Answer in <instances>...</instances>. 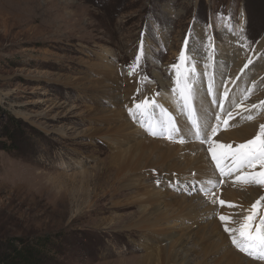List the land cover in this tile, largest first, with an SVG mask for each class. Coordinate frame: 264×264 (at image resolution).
Segmentation results:
<instances>
[{
    "label": "rangeland",
    "instance_id": "1",
    "mask_svg": "<svg viewBox=\"0 0 264 264\" xmlns=\"http://www.w3.org/2000/svg\"><path fill=\"white\" fill-rule=\"evenodd\" d=\"M262 42L264 0H0V253L8 243L51 237L60 254L56 264H150L144 258L156 247H148L143 232L123 225L137 208L112 196L110 168L144 138L175 153L184 147L175 155L181 166L194 159L186 155L188 147H208L194 134L179 98L177 70L195 69L189 73L193 88L207 104L205 119L198 116L202 127H216L229 110L241 115L229 119L231 127L220 124L216 134L264 125ZM227 87L235 100L217 115ZM176 100L180 113L172 108ZM145 101L153 108L151 121L145 108L136 109ZM158 102L167 104L168 114L157 109ZM118 114L136 124L139 134L123 132L112 118ZM169 116L180 128L172 139L147 130L151 125L159 131ZM12 121L18 127L13 139L3 133ZM183 125L189 135L182 136ZM14 142L18 149L8 150ZM161 168L148 170L153 181L146 177L147 190L202 203L193 223L170 221L177 235L184 234L178 229L182 220L199 233L198 240L186 241L189 264H264L236 248L225 231L238 228L249 210L240 202L232 209L220 204L237 180L226 186L228 178L216 167L222 179L211 185L192 170L176 178L175 172L157 174ZM168 176L176 181L168 183Z\"/></svg>",
    "mask_w": 264,
    "mask_h": 264
},
{
    "label": "bare ground",
    "instance_id": "2",
    "mask_svg": "<svg viewBox=\"0 0 264 264\" xmlns=\"http://www.w3.org/2000/svg\"><path fill=\"white\" fill-rule=\"evenodd\" d=\"M263 46H264V42L260 44V47H258V50H260ZM243 62L244 61H241L239 63L240 65L239 67L236 66L237 70L235 69V72L237 75L239 74V72H241V69L243 68V65H244ZM228 91H229V87H227L221 100L218 101V114L217 115H219L221 112L226 110L230 106V103H232V100H235L234 99L235 96L232 97V95H230ZM197 94L198 92L195 93V98L193 101V105L196 107L194 108L197 109L196 115L197 117L199 116L201 119H205V117L207 116L206 114L207 104L204 102V99H199L200 95H197ZM216 99L217 98L215 96V100ZM171 100L173 99L171 98L168 102H171ZM149 103L150 101L148 102L147 107H145L144 109L145 110L144 114L151 121L152 118L149 113L151 112L153 108ZM166 105L165 103L158 102V106L160 107V109L159 108L157 109L160 111L162 108L163 110L161 111L163 113L168 114V111L166 110L167 109ZM180 107L181 106L178 100H176L172 104V108L175 111L177 110V112L180 111V110L178 111ZM154 108H155V105H154ZM179 113L175 115V119H178L176 117L178 116ZM234 113L235 112L232 113L233 117H237L241 115L240 112H239L240 114L236 112V116L234 115ZM112 118L114 119V121L121 124L120 127H123V132L126 133V131H129L130 133H133V134H139L138 130L135 127L136 124L134 125L133 123L129 122L128 119L126 120L124 114H118L117 116H113ZM226 119L228 120L229 125L225 126L224 127L225 129L227 127H231V123L229 121H232V120H229L228 117ZM240 120L241 118H238L236 121L239 122ZM157 121L161 122V119L157 118ZM222 121H223L222 119L220 121L218 120V123L222 124ZM258 124L251 123L247 125H243V124L241 125L240 123L241 126L236 127L229 131L226 130L225 132L221 134H216L214 138L213 139L211 138V139L215 141L217 144L231 145L232 148L235 149L238 145L246 143L247 141L256 137V135L259 133L258 128H260L261 126ZM185 133L189 135L191 132L187 130L186 125L185 126L183 125L182 136L185 135ZM149 138H144L143 140L136 141V144L133 147H131L129 151H127L123 156L122 155L118 156V158L114 162V166L110 168V173L112 170L111 174H112L113 179L110 180L107 184L112 183L111 191L113 192L112 196L114 198L122 199L123 200L121 201L122 203L126 201V207L137 208L136 212L128 215V217L126 218L128 220L124 221L123 225L128 226L127 228L130 231L139 230L141 233L143 232L145 239L149 242L148 247H150V249L156 247V249L150 250L149 256L144 258L145 261H147V263L150 262L151 264V262H154L156 264H189L191 260L188 256H185L184 254L185 247L187 245L186 241L187 240L189 241L198 240L199 238L197 236L199 233H197L196 235H194V233L192 234L193 230L190 231L189 227H185V224L183 223L184 221L182 220L180 224L181 228H178V229L180 233L182 232L184 234L177 235L178 232L173 231V229L177 227L173 225L171 226L170 221L174 220L177 222V220H181V218H185V219H190V223H193L192 221L194 217H197L199 214L202 213V210H203L201 208L202 203H198V201H196L195 199L182 200L181 196L179 195L174 200H170V199H173V197L165 192L158 194V193H153V191L147 190V188L151 184V182L148 181L147 179L149 180L152 179L153 181V178L151 177V175H148L149 174L148 170L155 168L156 166H160L162 167L161 172H157V174L158 173L159 174H163V173L171 174L175 172L174 174L176 178L181 177V175L183 176V173H185V170L187 171L192 170L193 172H196V175L199 178H205V179H208L209 181L212 180L214 182L216 181L219 182L221 180H218V179H222V178H219V174L217 173L215 169L216 162L212 158V153L211 151H209V146L207 148L202 147V146H192V145L191 147H188L187 149H190V150L189 152H187L188 154L186 155L188 157L190 156L192 157L194 155V159H191V161H189L188 163H186L187 160L183 161V164L181 166L178 162V159H176L175 155L176 153H179L185 150L184 147L180 146L179 150L176 151L175 153L174 147H168L167 149H163L161 147L162 143L158 144L155 142V140H152ZM163 144H165V142ZM217 154L221 155V151L219 149L217 150ZM179 160L181 161V159ZM252 170L260 171V168L258 167L256 169H249L248 171L251 172ZM105 175L106 174L103 173L102 176H105ZM236 175L237 173H233V175L230 177L225 176L226 178H228V180L224 178L225 180L223 184H226V186H228L231 180L233 179L234 181L236 180ZM146 177L148 178L146 179ZM175 177L169 178L168 176L169 178L168 183L170 184L174 183L171 181H176ZM159 178H160L159 176L156 177L157 181L159 180ZM98 181H100L99 177L94 179L95 189L99 188V186L96 185L98 184ZM209 184L211 185L212 183H209ZM229 185L231 186L232 190H234L236 193L232 190H231L232 192L230 190L228 191L226 190L223 195L224 198L222 197L223 201L225 202L224 205H228V206L235 205L236 202L237 203L240 202V207L251 209L252 205L256 201L261 200V197H264V186L255 185V184L245 185L238 181L236 185L234 184V186H233V183ZM261 206L264 207V200H261ZM229 207L227 209L228 211L230 210ZM232 207L233 206H231V209ZM171 211H173V213L170 214L169 212ZM262 212H264V210ZM229 213L231 214V212ZM260 217L261 216H259V219ZM164 241H166L167 244L164 246V248H162L163 245L161 243ZM216 244L217 242L214 243L213 245L211 244L207 248V253L209 251L214 252L215 251L214 248L216 247ZM202 248L201 250H203ZM251 264H253V262Z\"/></svg>",
    "mask_w": 264,
    "mask_h": 264
},
{
    "label": "snow or ice",
    "instance_id": "3",
    "mask_svg": "<svg viewBox=\"0 0 264 264\" xmlns=\"http://www.w3.org/2000/svg\"><path fill=\"white\" fill-rule=\"evenodd\" d=\"M186 56L181 55V64L186 61ZM194 67L181 73L177 70V92L179 98L183 101L184 106L187 108L189 116L192 120L194 134L201 139V142H207L209 151L212 153V158L216 162V167L222 176H232L237 173L236 180L242 184H255L264 186V125L260 126L259 133L255 138L247 141L246 143L238 145L235 149L231 145L217 144L211 139L215 136L217 129L220 127L218 123L216 127H212L211 122H208L204 127L201 126L199 119L196 115V110L193 105L195 98V89L193 88L194 81L191 80L189 73L194 72ZM211 87V80H210ZM147 107V101L144 104H137L136 109L141 110ZM258 107L253 105V108ZM264 107V103L259 105ZM130 111H132L130 109ZM166 111V110H165ZM247 111V109H245ZM135 115V113H134ZM227 117L232 118V112H226ZM249 120L253 119L252 116L247 117ZM224 125L228 124V120L222 121ZM160 130L156 127L149 125L147 130L153 135H167L172 139L173 133L179 132L171 117L167 121L160 124ZM184 142L183 139L180 141ZM221 151V155L217 154V150ZM259 166L260 171L249 172V169H256ZM159 183V182H158ZM209 183H212L209 181ZM264 200V197H261ZM261 200L256 201L251 209L248 210V215L243 218L242 223L238 228H228L225 226V231L231 234V242L241 252L246 253L254 259L264 261V217H261L258 223H254L258 215L259 208L261 207ZM225 202L220 201L223 205ZM230 207L233 205H229ZM220 220L225 221L228 217L221 215Z\"/></svg>",
    "mask_w": 264,
    "mask_h": 264
},
{
    "label": "trees",
    "instance_id": "4",
    "mask_svg": "<svg viewBox=\"0 0 264 264\" xmlns=\"http://www.w3.org/2000/svg\"><path fill=\"white\" fill-rule=\"evenodd\" d=\"M12 124L13 128L11 130L7 127L3 128L5 137L11 139L16 135L15 131L18 130L17 125L14 122ZM14 143L8 150L18 149L17 144L15 143V146ZM58 256H60L58 245L51 237L37 238L31 242L20 240L18 244H7L6 248L0 253V264H56L54 259Z\"/></svg>",
    "mask_w": 264,
    "mask_h": 264
}]
</instances>
